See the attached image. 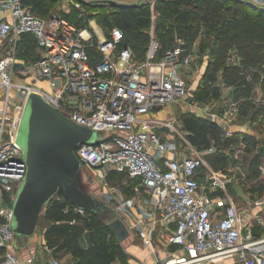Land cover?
<instances>
[{"label":"built area","instance_id":"built-area-1","mask_svg":"<svg viewBox=\"0 0 264 264\" xmlns=\"http://www.w3.org/2000/svg\"><path fill=\"white\" fill-rule=\"evenodd\" d=\"M159 1L165 0L126 4L147 3L151 12V39L143 60H138L118 27L99 38L62 17L43 18L23 0H0V40L9 44L0 55V264L36 260L31 246L15 248L11 228L13 201L27 172L18 132L31 92L77 124L104 133L97 143L76 148L82 165L135 182L133 195L120 206L131 221L129 232L136 233L153 260L127 264H264V155L255 191L247 192L255 199L240 208L219 193L233 181L231 175L213 171L179 132L175 120L155 117L174 102L184 107L193 61L192 51L183 54L179 46L157 58L153 23ZM242 1L264 11V0ZM28 34L36 42V60L17 57L18 42ZM255 99L264 104V97ZM190 105L192 113L220 127L225 138L250 134L247 123L246 128L235 123L240 117L239 100ZM237 149L242 152L244 145ZM260 180L262 193L256 184ZM116 198L117 194L109 196ZM74 210L86 213L82 208Z\"/></svg>","mask_w":264,"mask_h":264},{"label":"trees","instance_id":"trees-1","mask_svg":"<svg viewBox=\"0 0 264 264\" xmlns=\"http://www.w3.org/2000/svg\"><path fill=\"white\" fill-rule=\"evenodd\" d=\"M30 1L33 4L32 11L37 14L45 11L49 7L47 3L54 0ZM80 5L85 9L98 5L111 8V11L102 13L100 19H97L96 14L93 19L97 24L104 23L110 29L120 28L125 35L124 44L133 50L138 60H143L151 39V12L147 3L118 6L96 2ZM181 5L184 7L181 8ZM155 9L157 17L153 23V34L158 42V59L166 50L176 46L182 48L183 54L189 53L204 26L211 32L208 35L213 39L202 47L208 56L205 69L199 83L190 92L193 101L220 100L223 96V87L218 83L221 75L226 86L231 88L233 98L241 102L240 120L254 122L257 119L259 126L255 127L256 130L264 132V104L258 103L257 108L251 112L247 109L256 85L264 86V11L242 0H198L196 3L193 0H165L159 1ZM18 47L24 57L19 59L39 58L32 35H23ZM231 51L237 52L240 64L221 66ZM243 66L255 69L259 75L255 74L252 78L238 77L243 75ZM232 72L234 77H231ZM179 118L194 145L209 148L212 139L223 148L237 144V134L234 138H225L221 128L208 119L200 120L185 112ZM261 156L258 152L252 158L251 164L256 169L261 163ZM256 169L247 177L257 178ZM109 174L125 177L113 172ZM74 207L61 192L50 200L39 220L44 230V245L56 256L60 252L70 253L73 260L68 264H112L116 260L121 263L125 261L127 254L107 224L92 212L86 211L84 215L77 213ZM85 234L89 241L87 245L82 244Z\"/></svg>","mask_w":264,"mask_h":264},{"label":"water","instance_id":"water-1","mask_svg":"<svg viewBox=\"0 0 264 264\" xmlns=\"http://www.w3.org/2000/svg\"><path fill=\"white\" fill-rule=\"evenodd\" d=\"M78 4L96 2L126 5L115 0H74ZM174 114L179 118L182 107L174 102ZM101 132L79 125L39 94L31 92L26 100L18 142L23 148L27 172L13 201L11 228L14 240L28 238L36 230L40 212L53 195L61 192L71 204L93 212L94 200L80 184L82 166L75 150L82 143L95 144L104 138ZM264 155V146L258 148ZM122 243L129 230L118 217L107 224Z\"/></svg>","mask_w":264,"mask_h":264},{"label":"rangeland","instance_id":"rangeland-1","mask_svg":"<svg viewBox=\"0 0 264 264\" xmlns=\"http://www.w3.org/2000/svg\"><path fill=\"white\" fill-rule=\"evenodd\" d=\"M197 1L198 0H193V3H196ZM25 2L27 6H30V7L32 6L31 8H33V4L30 0H26ZM47 6L49 7H47L45 11L37 12V14L43 18H47L51 16L62 17L76 26L81 25V27L83 28H87V29H90L91 31L96 32L97 34H99V38H104V34H107L110 29L104 23L97 24L95 18L93 19L95 14L97 15L96 16L97 19L98 18L100 19V15L102 13L109 12L112 10L111 8L107 6L98 5V6H93L91 9H85L82 5H79L81 7H78L77 3L74 0H54L51 3H47ZM180 7L183 8L184 6L181 5ZM155 12H156V17H157L156 9H155ZM208 33L209 34L211 33L209 31V28L207 26H204L202 28V33L200 37H198V41H195L197 42L196 48L198 52H197V57L195 61H192L189 67V71H191V76H190V81H189V87H190L189 96L187 97L186 103L184 104V107L182 108L183 112H185L186 114L194 115L200 120H205V119L207 120L208 118L198 116L195 113L191 112L192 108L190 104L193 102V99L192 97H190V92L193 91V88H195L197 84L199 83L200 77H201V70L204 67V63L207 62L208 60V56L205 53L206 51L202 50L203 49L202 47L205 44H207L210 40L213 39V37H209ZM7 48H8L7 43L0 44V52H4V50H6ZM232 52H235V51H231V53L221 62V66H223V64H240L238 63L236 58L233 56ZM17 57L24 58L23 55L20 54L19 47L17 49ZM220 71H221V68H220ZM241 72H243L242 73L243 75H239L238 77L240 78H242V76L252 78L255 74L256 75L258 74V72L255 69L248 68L246 66H243V69L241 70ZM234 76L235 74L232 72L231 77H234ZM13 80L15 83L19 82V80H17V78L15 77L13 78ZM218 81L219 82L221 81L220 78ZM259 93L260 92H258L255 87V89L253 90L251 94V97L253 99L249 101L248 103L249 106L247 104V109L249 112L257 108L258 103L256 102L257 105H255V100H256L255 98L259 96ZM227 94L228 96L231 95V88L228 89ZM252 103L254 105H252ZM168 109H170V111H167ZM155 117L160 118L165 121H168V120L171 121V119L175 120L174 125L177 127L179 132L182 135H184V137L193 144V142L189 139L187 132L184 130L183 124L180 118L177 119V117L175 116L174 109L172 106L163 108L161 111H159V113L157 112L155 114ZM246 121H247L246 123L249 125L251 130L253 129L255 130L256 129L255 127L259 126L258 125L259 121L257 119L253 120L254 122H252V120H246ZM250 132L252 136L249 134H245V133L237 134L238 137H235L237 138V144L232 145L229 148L219 147L218 145L215 144L216 141L214 139H212L211 141L212 144L209 148H203V147H199L193 144V146H195L200 151L204 160L206 161L208 166L212 168L213 171L219 174H223V175H231V177L233 178V181H231L227 185L225 192L220 191L219 193L221 194V196H226L228 199L232 200L240 208H244L247 205L248 201L251 202L253 199H255L253 196L249 198L247 192L254 193L255 180H257V178L260 177L259 167L261 163L256 169L254 168L255 166H252L251 162L254 156V151L255 149H257L256 147L264 146V132H263V135H261L260 137L256 135L254 137L253 135L254 133H252V131ZM103 134H104L103 132L100 133L101 136H103ZM232 138H234V136ZM240 144L244 145V150L242 152H238V149H237V147ZM255 169L256 171H258L257 178L255 177L254 178L252 177V179L248 178L247 176L251 174L252 171H254ZM82 170H83L84 183L86 184L89 190H92L91 187L95 184L96 182L95 178H98V176L96 173L92 172L88 168H82ZM100 171L102 173V169ZM116 177L119 178L118 175H116ZM99 180H100L99 184L102 185L101 177ZM112 183H114V184H111L113 185V187H117V189L120 190L122 193H125V195H128V192L132 190V186H133L131 181L126 182L123 180L121 181L119 179L117 181L116 180L113 181ZM262 183H263V180H260V182L256 183L259 186V193L263 192V186L261 188ZM248 187L252 188L253 191H249ZM42 232H43L42 223L38 220L36 230L34 234L32 235L31 239L29 240V245H31V247L35 250L37 261H39L40 264H48V252L46 249H44L43 245L40 244L41 241H39V237L41 236ZM16 238L17 240H15V243L17 244V246H19V243L21 241L19 239L20 237H16ZM140 242L141 240L137 239L136 237L132 238L131 240L126 238L122 242L123 244L122 246L124 247L125 250L127 249L126 248L127 245H130V244L136 245L139 248H144V246ZM147 250L145 251V254L147 253ZM159 252L163 254V251H159ZM162 254L161 255L159 254L160 258H163ZM140 260L143 263H148L149 261V259H147L146 257L144 258L141 257ZM128 262H129V257L126 256L125 261H123L120 264H127Z\"/></svg>","mask_w":264,"mask_h":264},{"label":"crops","instance_id":"crops-1","mask_svg":"<svg viewBox=\"0 0 264 264\" xmlns=\"http://www.w3.org/2000/svg\"><path fill=\"white\" fill-rule=\"evenodd\" d=\"M115 1L118 2V3H123V4H131L132 3L131 0H115ZM2 43H6V42L0 40V44H2ZM18 44H19V42H18ZM196 44H197V42H195L193 44L192 48H191V51L193 53V61H195V59L197 57V52H198L197 48H196ZM8 48H9V44H8ZM7 49L4 50V52H0V55L4 54L7 51ZM232 54L236 58L238 63H240V58L237 56V52H232ZM205 65H206V62L204 63V67L201 70V74L203 73V71L205 69ZM190 76H191V71H189V74H188V80L189 81H190ZM219 78H220L221 81L220 82L218 81V83L223 87V96L221 97L220 101L223 100L225 102V101L233 100L234 98H233L232 94L229 95V96L227 94L228 93V89L230 87L226 86V84L224 83V80H222L221 75H219ZM256 89H257L258 92H260L258 98L259 97H264V89H263V87H261L259 85H256ZM167 111H170V109H168ZM246 122H247L246 120L245 121H240V117H239V119L235 123L238 125V127L246 128L245 127ZM246 126L249 127L248 125H246ZM235 128L236 127H234V129ZM249 130L252 131V133H254L253 134L254 137H255V135L258 136V137L263 135V132H259L258 129L257 130L256 129L255 130L254 129L251 130V128L249 127L248 131ZM250 131H249V133L251 135ZM82 168H88L92 172L96 173L97 176H98V178H95V180H96L95 184L91 187L92 190H89L88 187L86 186V184L84 183ZM100 170L101 169H93V168H90V167H88L86 165H82L81 168H80V171H79L80 172L79 175H80V184H81V186L83 187L85 192L88 195H90L93 198V200H94V205H95L94 208H93L94 214H96V216L105 224H108L114 218L118 217V218H120V219H122L124 221V223L127 225V227H129L131 221L127 218L126 209L123 208L122 206H120V203H122L124 200L130 198L133 195V192L131 190V191L128 192V195H125V193H122L120 190L117 189V187H113V185H111V184H114L112 182L115 181V180L117 181L118 179L121 180V181L122 180L126 181V182L131 181L132 184H134L135 182L133 180H127L125 177H119L118 178V177H116V175L108 174L107 176H105L103 170H102V173H101ZM100 177L102 179L101 180L102 185L99 184ZM109 178H111V179H109ZM105 183H106V185H105ZM112 194H117V198H116L117 200L116 199H111V200L109 199V196H112ZM54 196L55 195H53L51 197V199ZM50 200L43 207L42 211L40 212L38 220H40V217L43 214V212H44L47 204L50 202ZM118 201H119V203H118ZM43 232H44V230H43ZM43 232H42L41 236L39 237V241H41L40 244L43 245L44 249H46L47 252H48V264H51L53 260H57L61 264H68L69 262H72L73 257H72V255L70 253L60 252L56 256L52 252L51 249L47 248L44 245ZM31 237L32 236H30L28 238L20 239L21 241L19 243V246H17V244L14 243L15 248L18 251H22L23 248L31 246V245H29V240L31 239ZM134 237L139 239V237L136 235V233L134 231L133 232L132 231L129 232V236L127 238L131 240ZM88 242H89L88 241V236L85 234L83 236V238H82V244L87 245ZM140 243L142 244V242H140ZM126 248L127 249L126 250L124 249V250H125V253L127 254V256L129 257V262L141 261L140 260L141 257L142 258L146 257L147 259H149L148 263L152 262V260H153V258L149 254L147 255V253H148V250H147L148 248L147 247L139 248L136 245L130 244V245H127ZM146 250H147V253L145 254ZM159 254L161 255L162 253L159 252ZM163 256H164V254H162V257ZM120 263H121L120 261L116 260L112 264H120ZM34 264H40L39 261H37V258H36Z\"/></svg>","mask_w":264,"mask_h":264}]
</instances>
